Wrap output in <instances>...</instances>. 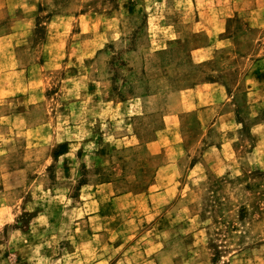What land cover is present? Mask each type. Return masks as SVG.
Here are the masks:
<instances>
[{
	"label": "rangeland",
	"instance_id": "374dc122",
	"mask_svg": "<svg viewBox=\"0 0 264 264\" xmlns=\"http://www.w3.org/2000/svg\"><path fill=\"white\" fill-rule=\"evenodd\" d=\"M0 39V264H264V0H0Z\"/></svg>",
	"mask_w": 264,
	"mask_h": 264
},
{
	"label": "crops",
	"instance_id": "0c3cea01",
	"mask_svg": "<svg viewBox=\"0 0 264 264\" xmlns=\"http://www.w3.org/2000/svg\"><path fill=\"white\" fill-rule=\"evenodd\" d=\"M1 41V39H0ZM207 51L209 50V48H201V49H196V50H193L192 52H190L191 56L192 55H195V53L197 51ZM208 56H204V57H200V61L204 62L205 60H208ZM13 72H8L4 75L1 74V76H9L11 75ZM3 78H1L2 80ZM16 88V83L14 82H10V83H0V92H2V90H6L9 92L8 95H12V89ZM180 93H186V102L185 100H183V104L181 105V109H179L178 111L168 115V116H165L163 119L165 121H172L173 123H175V128H176V123L178 122L179 120V114L181 113H189V117H190V121L192 122V114L193 113H201V112H206L208 110V108L212 105V101L217 98L216 95L214 94H218L219 96L220 95H224L225 93V89L223 86H221L220 83L216 82V81H202V82H199L197 85H194L192 87H189V89L185 90V91H181ZM7 95V96H8ZM185 103V104H184ZM225 117L226 115L225 114H219L217 116V118L213 121H211L213 124H217V123H223L225 122ZM202 119V116L201 118ZM200 121H205V120H200ZM213 127V125H212ZM174 129V128H173ZM210 137L211 134L210 133H204L201 137V139H203L204 137ZM135 137V136H134ZM132 138V137H130ZM211 144H213L211 146ZM229 144L226 143V142H216V143H208L207 145H205V147L203 148L202 151L199 152V156L201 157V161L200 162H197V163H190L189 164V171H193L194 169H197V166L202 165L203 167V164H207L209 165L210 163H214V164H218L221 162V164L219 165H222V158H223V154H228V152H230L231 148L228 147ZM161 146L158 147L157 146V142L156 141H152L150 143H147L146 144V150L148 152V154L150 156H155V155H158V154H161ZM223 150H225V153H223ZM232 152V151H231ZM233 153V152H232ZM175 163H166L165 165H163L160 169V170H172L174 167H175ZM111 182L110 181H106V182H102L100 184V186H105L106 189H108V186L111 187ZM133 185H137V184H133ZM146 185V184H145ZM176 185L177 184H173L172 182H169L167 184L166 187L163 188L162 191H159V192H153L152 194H145V193H151L152 191L150 190L154 185H148L147 189H145V191H139V192H136L137 190H134V189H131L127 192V194H124V195H119L117 197H113V199H117V198H120L121 196H124L126 198L128 197H132V198H137V197H140V196H145V199H146V206L147 208L150 207L149 209H153L151 208V206L153 205V202L154 200L152 201L151 198L155 197L154 199H157V198H160V197H167V199H169L170 202H173L174 199H176V192H177V189H176ZM133 186V188L135 187ZM147 186V185H146ZM174 186V187H173ZM143 187V186H142ZM111 196H113V194H111ZM160 201V199L158 200ZM156 201V202H158ZM152 202V203H151ZM160 214H157V216H159ZM159 218H157L158 220ZM161 220V218L159 219ZM94 264H97V263H94Z\"/></svg>",
	"mask_w": 264,
	"mask_h": 264
}]
</instances>
